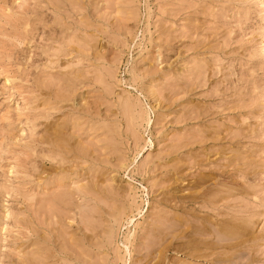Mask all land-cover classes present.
<instances>
[{
  "label": "rangeland",
  "instance_id": "rangeland-1",
  "mask_svg": "<svg viewBox=\"0 0 264 264\" xmlns=\"http://www.w3.org/2000/svg\"><path fill=\"white\" fill-rule=\"evenodd\" d=\"M0 264H264V0H0Z\"/></svg>",
  "mask_w": 264,
  "mask_h": 264
}]
</instances>
